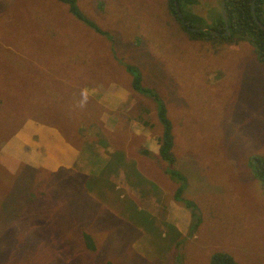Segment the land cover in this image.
<instances>
[{
	"label": "rangeland",
	"instance_id": "rangeland-1",
	"mask_svg": "<svg viewBox=\"0 0 264 264\" xmlns=\"http://www.w3.org/2000/svg\"><path fill=\"white\" fill-rule=\"evenodd\" d=\"M223 1L188 3L192 27L210 29ZM76 5L102 31L75 17L62 0H0V97L9 94L4 104L21 105L24 112L10 135L0 125V174L8 185L14 181L0 182L1 191L23 204L7 216L18 222L1 259L211 264L216 252H224L237 264H264V185L257 169L264 158V62L256 46L197 38L181 26L171 0ZM129 66L164 100L174 167L187 179L183 199L195 203L201 218L194 229L192 210L175 199L178 181L159 155L164 127L157 104L134 89ZM50 83L55 91L45 93ZM84 89L86 103L77 96ZM76 96L89 111L88 141L82 132L59 121L44 123L27 111L29 104L39 113L47 104L68 106ZM30 134L33 145L24 140ZM41 135L64 137L81 150L75 164L54 159L51 153L62 144L46 147ZM124 157L137 159L139 168L131 161L132 169L115 172L118 162H128L119 161ZM36 245L27 255H15Z\"/></svg>",
	"mask_w": 264,
	"mask_h": 264
},
{
	"label": "trees",
	"instance_id": "trees-1",
	"mask_svg": "<svg viewBox=\"0 0 264 264\" xmlns=\"http://www.w3.org/2000/svg\"><path fill=\"white\" fill-rule=\"evenodd\" d=\"M62 1L69 4L70 11L75 17H77L79 20H82L90 24L92 27L96 28L98 31H102L95 25V23H93L90 19H88L86 15L78 8V6L76 5V0H62ZM177 1H178L180 9L182 10L183 16L185 17L184 19L186 20L187 25H184L182 23L181 18L179 17L175 0H171L172 11L177 16L181 26H183L186 30L190 31L194 36H196L197 38L219 36V37H223L225 39H229L234 42L246 41V42L252 43L256 46L259 59L262 62H264V29L261 28L254 20V17L252 14V2L254 0H228V2L226 3V12H227L230 29H231V33L229 35L225 34L226 26H225L224 17L221 11L219 13V16L216 18L215 22L212 24L210 28L212 32L218 31L219 35H216L210 32L207 33L203 31H191L187 26H195L194 21H192L194 18V15L191 14L190 10H189L190 12L187 11L188 10L187 4L190 3L192 0H177ZM255 10H256L257 17L261 21H263L262 15L264 13V0L255 1ZM186 11L189 15H186ZM129 70L131 72L132 70L135 72L134 79H133L134 89L148 97H151L157 104L158 117L160 118V122L162 123L164 127L162 136L159 138V144H160L159 155L162 158V160H165L168 162L169 173L171 174L173 178L177 179L178 181V187L174 193L175 199L177 201L183 202L186 205V207L192 210V217L194 219L192 223V229H194L201 222V218L198 216L195 203L193 201L183 199L184 197L183 193L184 191H186L187 186H188L187 179L180 172L181 170L174 167V164L176 163V156L173 153L174 135L172 132V123L170 121V118L167 115V109H166L164 100L156 90L150 87L144 86L142 84V78H141V75H139L138 73V69L136 71L134 67L132 68V66H129ZM50 91H52V93L55 91L53 86H51V83L49 84L48 89L44 90V92L50 93ZM44 92L42 94H45ZM77 92L78 91L75 92L76 95H77ZM79 95H81V92H79L77 96ZM77 96L69 100V102H67L68 106L65 105V103L61 102V104H59L58 109H53L49 106V104H47V106L42 108L41 113H39L35 110L34 106H31L29 104L27 106V111H35L36 113H32L33 117L32 116L31 117L37 120H40L44 123L52 125L53 122L59 121L63 125L69 127L70 129L72 128L73 130L72 129L71 130L73 132L75 130L82 132L86 134L85 141L86 140L88 141L89 140V138H87L88 133L93 132V131H89L92 125L87 124L86 122L89 111H87L85 107L81 106L82 103L79 102L80 100L77 98ZM4 99L10 100L11 96L7 94V95L0 97V125H4L5 133H8L10 135V133L14 131L13 126L16 125V123L20 122V120H22L21 118H23L24 112L20 109L21 105H19V107L15 105H10L11 102L8 104H4L3 102ZM64 100L66 102L68 99H64ZM18 111H20L19 114H18ZM2 133H4V131H0V134ZM1 138L2 137L0 136V140H2ZM5 138L7 137H4V139ZM45 138L47 140L48 137H45ZM43 141H45V139H42L41 142ZM121 159H126V158L125 157L120 158L119 161H121ZM129 160H127L128 162H125V163L118 162L116 164L115 172H117L120 168L125 167V166H128L132 169L133 165H128V164H132L131 161H135L136 162L135 164H137V167H138L137 159L132 158L131 161ZM258 163H259L257 166V169L259 171L258 174L262 181V184L264 185V158L259 159ZM21 164H23V162ZM25 166L32 167L34 165L27 163ZM5 180L3 179V176L0 174V182L2 183L5 182L8 185V183ZM13 184H14V181H12V185H8V186H13ZM139 184H140L139 181H133L134 186H139ZM23 201L25 200H22V202ZM38 201L41 206L42 201L39 199ZM27 203H29V205L31 204V202H27ZM7 204L17 205V207L14 210H7L5 208V205ZM20 204H22L20 198H18V201H17V198L14 197L11 193L2 194L1 187H0V226H2L3 224L7 222L9 224L8 227L0 230V264H6L7 262L11 263L10 259L9 260L7 259L6 261H4L3 259H1V257L4 251V246L7 242L6 236L9 233L16 232L15 223L18 221H15V222L8 221L7 216L14 214L13 212L17 211L18 206ZM84 240L87 246H90L92 249L96 247L94 239L92 238L90 234L86 233L84 236ZM35 248H37V245L31 248L30 250H28L25 254L16 252L15 255L16 256L27 255L28 252H30L31 250ZM11 256H14V255L12 254ZM211 264H237V262L234 259V257L228 255L227 253L216 252L211 258Z\"/></svg>",
	"mask_w": 264,
	"mask_h": 264
},
{
	"label": "crops",
	"instance_id": "crops-1",
	"mask_svg": "<svg viewBox=\"0 0 264 264\" xmlns=\"http://www.w3.org/2000/svg\"><path fill=\"white\" fill-rule=\"evenodd\" d=\"M122 102L124 103V101H122ZM21 136L23 137L22 133H21ZM43 138H45V137L42 136V135L40 137L38 136V139H40V140H42ZM52 138H56L57 139V137L51 135L49 138H47L46 147L53 146L54 144L56 146L57 145V141L62 144V148L61 149L54 150L51 153L52 157L54 159L59 160L62 164H65L63 166H73L75 164V162H76V160L78 158V155L80 154L81 150H76L74 145L72 143H70L68 140H66L64 137H63V139H60V140H52ZM24 140H25V142H27V144H30V145H33V143L36 142L34 140L32 134H30V136H28V139H24ZM66 155H69V157L67 158Z\"/></svg>",
	"mask_w": 264,
	"mask_h": 264
},
{
	"label": "water",
	"instance_id": "water-1",
	"mask_svg": "<svg viewBox=\"0 0 264 264\" xmlns=\"http://www.w3.org/2000/svg\"><path fill=\"white\" fill-rule=\"evenodd\" d=\"M228 0H224L222 2V6H221V11H222V14H223V17H224V21H225V26H226V31H225V34L226 35H229L231 33V29H230V24H229V19H228V16H227V12H226V3H227ZM255 1L254 0L252 2V14H253V17H254V20L255 22L261 27L264 29V22L261 21L258 17H257V14H256V10H255ZM175 3H176V6H177V11H178V14H179V17L181 18L182 20V23L184 25H187L186 23V20L184 19V16H183V13H182V10L180 9L179 7V4H178V1L175 0ZM191 31H203V32H210V33H214L216 35H219V32L216 31V32H212L210 29L208 28H198V27H192V26H187Z\"/></svg>",
	"mask_w": 264,
	"mask_h": 264
},
{
	"label": "clouds",
	"instance_id": "clouds-1",
	"mask_svg": "<svg viewBox=\"0 0 264 264\" xmlns=\"http://www.w3.org/2000/svg\"><path fill=\"white\" fill-rule=\"evenodd\" d=\"M81 96L83 98V102L86 103L87 99H88V90L87 89H84L81 91Z\"/></svg>",
	"mask_w": 264,
	"mask_h": 264
},
{
	"label": "bare ground",
	"instance_id": "bare-ground-1",
	"mask_svg": "<svg viewBox=\"0 0 264 264\" xmlns=\"http://www.w3.org/2000/svg\"><path fill=\"white\" fill-rule=\"evenodd\" d=\"M228 2V1H227ZM185 18V17H184Z\"/></svg>",
	"mask_w": 264,
	"mask_h": 264
}]
</instances>
